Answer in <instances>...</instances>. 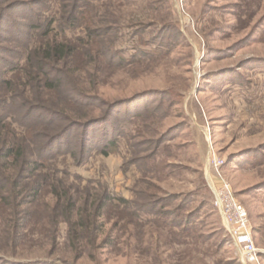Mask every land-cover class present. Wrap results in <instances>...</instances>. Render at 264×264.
Segmentation results:
<instances>
[{
    "label": "rangeland",
    "instance_id": "1",
    "mask_svg": "<svg viewBox=\"0 0 264 264\" xmlns=\"http://www.w3.org/2000/svg\"><path fill=\"white\" fill-rule=\"evenodd\" d=\"M72 4L73 0H0V75L3 69L24 64L20 59L28 50L17 38L29 32L31 23L51 19L52 33L62 41L64 35L56 27L63 6L68 12ZM91 6L96 20L92 41L115 43L121 56L110 63H105L107 56L98 58L86 74L78 61L71 66L72 82L82 91L79 99L91 118L103 116L110 103L137 99L114 108L110 119L89 129L101 141L87 148L84 164L77 166V160L64 154L74 147L81 157L80 130L54 145L57 155L52 163L70 173L58 176L61 189L90 200L103 187L111 198L126 203H107L93 260L69 254L66 227L54 229L45 211L27 204L20 208L25 211L21 234L30 237L23 241L25 254L13 241L7 246L18 254L0 253V259L243 264L206 185L208 160L214 153L223 161L222 177L247 212L259 262L264 264V0H92ZM83 30L78 26L76 35ZM83 43L78 47L84 49L81 61L91 50ZM13 75L5 73L12 80ZM62 87L69 89L65 83ZM35 89L29 95L35 106L68 105L65 92L37 94ZM25 90L19 88L21 94ZM33 116L46 115L35 110ZM37 133L50 132L38 128ZM145 204H150L147 213H138L137 207ZM1 214L0 209V232ZM15 217L17 222L18 213ZM6 243L0 238V251Z\"/></svg>",
    "mask_w": 264,
    "mask_h": 264
},
{
    "label": "trees",
    "instance_id": "2",
    "mask_svg": "<svg viewBox=\"0 0 264 264\" xmlns=\"http://www.w3.org/2000/svg\"><path fill=\"white\" fill-rule=\"evenodd\" d=\"M73 2L68 12L67 7L63 6L61 23L59 27H56L64 35V39L62 41L55 39L51 19L45 18L43 21L31 23L29 32L20 33L17 38L20 44L28 50L27 55L20 59L24 64L22 67L3 69L4 74L0 75V209L4 219L0 238L7 242L6 249L0 253L10 256L18 254L7 246L13 241L16 242V247L20 248V253L25 254L23 241L30 237L21 234V229L25 226V211L20 208L27 204H30L32 208L36 207L45 211L47 220L51 219L54 229L60 224L66 227V239L71 243L67 250L69 254L93 260L94 257L90 256L98 248L96 241L103 230L101 219L107 203H126L123 198H111L108 190L103 187H101V193L95 192L93 196H90V200L72 194L63 187L61 189L59 185H62V180L58 185V180H60L58 176L68 177L70 173L67 169L62 171L57 169L52 163L57 155L53 152L54 145L75 130H80L78 149L81 157L76 156V151H73L74 147H71L73 153L67 151L64 154L65 157L77 160L79 162L77 166L84 164L86 162L84 157L93 146L92 143L96 145L101 141L99 138L95 139L89 129L110 119L114 108L137 99L115 101L108 105L103 116L98 118L89 116L88 107H85L86 104L79 99L82 91L72 82L75 71L71 69V66L77 64L78 61V64L84 66V74H86L90 64L96 63L98 58L106 59L107 56L105 63H110L114 62L119 55L121 56V53L114 50L115 43L111 41H92L91 38L96 33L94 29L92 30L96 24L90 10L92 0H73ZM45 7L48 9L47 5ZM80 25L84 26V30L81 34L78 33L80 35H76ZM0 28H2L0 29L2 33L4 27ZM83 41L87 42L91 50H87L89 57L87 55L88 58L85 57L84 61H81L80 53L83 48L78 50V47L84 44ZM94 53L95 57H92L91 54ZM118 62L121 63L120 60ZM56 64H63L64 68L58 71ZM5 73L11 76L14 73L13 80L11 77L6 78ZM14 78L16 79L15 85ZM23 81L26 82L23 84ZM62 82L69 89L64 90ZM19 88H26V90L21 94ZM30 89L33 91L35 89L37 94L65 92L66 97L64 98L65 100L67 98L68 105L35 106L29 100ZM25 92L28 93L23 97ZM35 110H44L46 116H42L43 119L39 116L34 117ZM38 128L43 132L48 130L50 133H37ZM108 132L109 128L106 131L103 130L100 138L106 139L105 135L107 136ZM102 152L104 155L108 153L105 147ZM58 154L61 156L62 152ZM45 199L49 201L46 202ZM48 203H51V206H48ZM149 206L150 204H145L137 207V212L145 214ZM153 214L157 216L160 213ZM44 231L48 232L47 229ZM36 237H41V234H36ZM39 248H41L40 244ZM0 262H5L4 264H55L56 261L50 259L31 261L19 259L16 261V257H12L6 260L1 258Z\"/></svg>",
    "mask_w": 264,
    "mask_h": 264
},
{
    "label": "built area",
    "instance_id": "3",
    "mask_svg": "<svg viewBox=\"0 0 264 264\" xmlns=\"http://www.w3.org/2000/svg\"><path fill=\"white\" fill-rule=\"evenodd\" d=\"M210 170L206 185L213 195V207L220 215L232 243L243 264H260V253L255 247L247 212L238 202L230 184L222 177V162L214 153L209 158Z\"/></svg>",
    "mask_w": 264,
    "mask_h": 264
}]
</instances>
